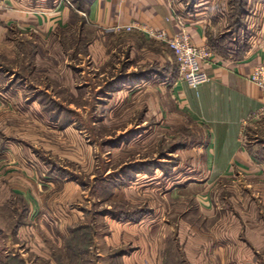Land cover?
Listing matches in <instances>:
<instances>
[{
  "label": "rangeland",
  "instance_id": "1",
  "mask_svg": "<svg viewBox=\"0 0 264 264\" xmlns=\"http://www.w3.org/2000/svg\"><path fill=\"white\" fill-rule=\"evenodd\" d=\"M71 1L78 7L82 0ZM210 5L220 7L210 15L213 20L223 18L227 28L235 32L244 29L250 36L248 25L264 26V0H217ZM86 30V41L113 37L110 32L97 34L92 26ZM71 33L58 34L61 40L71 39L62 49L73 58H68L72 59L68 65L55 63L64 69L57 73L58 81L53 79L52 92L58 99L52 103L55 109L43 111L46 117L32 112L33 119L27 118L31 127L21 125L13 132L19 139H28L27 144L14 143L16 150H25V145L34 156L35 150L43 156L21 161L36 164L45 180L48 175L44 174L51 169L52 177L30 222L25 206L19 207L16 217L12 204L0 206V264L219 262L228 256L224 247L229 240L222 239L228 217L241 219L245 228L251 225L262 230V237L249 238L247 233L237 241L264 264V186L260 190L253 185L244 188L245 182H239L238 175L209 186L206 176L194 169L198 160L189 154L203 138L200 127L185 114L158 112L157 92L150 94L149 109L147 96L138 88L128 99L120 95L114 100L117 104L110 107L109 98L103 93L100 96L99 86L113 72L110 66H121V55L111 59L108 46H77V33ZM165 49V60L154 61L150 69H162L168 82L179 67L174 52ZM80 51L82 57L78 56ZM99 51L100 65L107 74L97 79L93 54L100 55ZM69 67L74 80H69L72 84L66 94V88L59 87L68 82L65 70ZM78 85L82 86L79 91ZM104 87L102 90H107ZM62 100L69 105L61 108ZM244 140L247 146L264 144V115L247 126ZM207 205L209 209H205ZM254 214L260 221L254 222ZM27 224L32 231L18 238L17 230ZM33 230L38 232L36 237ZM195 239L198 248L192 244ZM193 246L194 254L199 252L195 258L190 252Z\"/></svg>",
  "mask_w": 264,
  "mask_h": 264
},
{
  "label": "crops",
  "instance_id": "2",
  "mask_svg": "<svg viewBox=\"0 0 264 264\" xmlns=\"http://www.w3.org/2000/svg\"><path fill=\"white\" fill-rule=\"evenodd\" d=\"M215 2L217 0L198 4L194 0H92L83 10L71 0H0V128L3 132L0 143V206L12 204L15 210L13 217L20 215L16 213L20 211L19 207L25 206L26 220L30 222L34 207L42 203L41 193L49 189L51 169L44 174L48 175L45 180L36 164L21 161L33 157L37 160L43 156L33 150L34 156L25 145V150L21 151L23 154L16 150L14 143L27 144L28 139H19L13 132L19 126L31 127L27 118L33 119L32 112L39 111L46 117L43 111L56 99L52 92L53 81H58L55 77L60 70L63 72V63L73 58L69 51L62 49L63 43L69 44L71 39L61 40L60 32H76L77 46L83 48L88 45L108 46L111 59L121 55V66L118 63L110 66L113 72L110 71L108 78L99 86L100 96L103 93L109 98L110 107L117 104L114 100L120 95L128 99L138 88L143 97L147 96L145 101L149 109L150 94L157 92L158 112L173 110L174 116L185 114L200 127L203 138L189 154L198 160L194 169L206 176L209 186L238 175L239 182H245L244 188L253 185L255 190H260L264 186V144L246 145L244 134L247 127L243 126V121L264 110V90L251 80L254 69L264 64V26L260 29L248 25L250 36L245 35L244 29L235 32L231 27L227 28L223 18L219 21L210 16L220 8L208 6ZM134 22L165 29L171 35L186 31L194 44L211 47L212 64L204 66L211 80L192 88L177 72L169 76L171 79L167 82L162 69L150 68L154 61L160 63L161 59L165 60V48L168 46L138 31L115 30L118 25ZM87 26L94 27L99 35L110 32L113 37L108 41L101 38L86 41ZM61 45V53H58ZM99 52L100 55L93 54L97 79L107 74L100 65L102 52ZM82 55L80 51L78 56ZM65 72L68 82L65 86L62 82L59 89L66 88L67 94L74 79L72 68ZM159 79L163 81L159 82ZM105 84L108 88L104 87ZM78 86L79 91L82 86ZM103 87L107 90L103 91ZM60 103L61 108H64L63 104L69 105L63 100ZM208 206H204L205 209H209ZM252 219L260 221L256 220L255 214ZM226 224L229 226L223 231L225 236L222 239L229 240L224 247L228 249L227 259L222 258L219 262L206 259V262L198 264H262L255 259V253L245 251L237 241L239 236L247 233L249 238L262 237V230L253 229L255 226L252 228L251 225L243 227L239 218L232 220L228 217ZM30 225L21 226L16 236L26 237L25 231H32ZM196 232L202 235V231ZM34 235L36 237L38 232ZM197 239L192 243L194 246L199 243ZM193 247L190 252L195 258L199 252L194 254L197 246Z\"/></svg>",
  "mask_w": 264,
  "mask_h": 264
},
{
  "label": "built area",
  "instance_id": "3",
  "mask_svg": "<svg viewBox=\"0 0 264 264\" xmlns=\"http://www.w3.org/2000/svg\"><path fill=\"white\" fill-rule=\"evenodd\" d=\"M115 30L126 32L138 31L146 34L151 39L165 43L176 56L181 79L190 87L198 88L211 80L204 66L212 64L213 51L208 45L194 44L186 31L171 35L165 29H157L141 22H134L129 25H118ZM251 80L264 90V64L254 69ZM263 115L264 110L259 111L245 119L243 126L246 128L252 121Z\"/></svg>",
  "mask_w": 264,
  "mask_h": 264
},
{
  "label": "trees",
  "instance_id": "4",
  "mask_svg": "<svg viewBox=\"0 0 264 264\" xmlns=\"http://www.w3.org/2000/svg\"><path fill=\"white\" fill-rule=\"evenodd\" d=\"M91 1H92V0H82V1L79 2L78 7H79L80 9H83V10H84V9H87V7H88L89 3H91ZM50 107H51V108H48V109H50L49 111L55 109V107H54L53 104H51ZM56 108H58V107H56ZM48 109H47V110H48ZM10 262H11V261H10Z\"/></svg>",
  "mask_w": 264,
  "mask_h": 264
}]
</instances>
